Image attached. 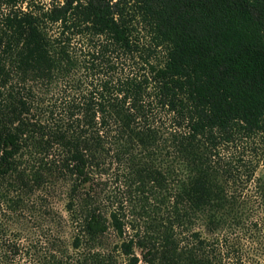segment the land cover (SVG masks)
<instances>
[{
    "label": "trees",
    "instance_id": "obj_1",
    "mask_svg": "<svg viewBox=\"0 0 264 264\" xmlns=\"http://www.w3.org/2000/svg\"><path fill=\"white\" fill-rule=\"evenodd\" d=\"M250 143L264 0H0V264H250Z\"/></svg>",
    "mask_w": 264,
    "mask_h": 264
},
{
    "label": "rangeland",
    "instance_id": "obj_2",
    "mask_svg": "<svg viewBox=\"0 0 264 264\" xmlns=\"http://www.w3.org/2000/svg\"><path fill=\"white\" fill-rule=\"evenodd\" d=\"M30 3L38 4L43 7H50L54 0H28ZM250 148H249V147ZM254 144H247L241 146V149H238L239 152H247V156L250 159L255 161V158H260L259 167L256 170L257 178H264V154L255 155L252 151ZM248 148V151L247 149ZM236 152V151H235ZM238 152V151H237ZM252 225L248 233V240L244 239L242 244H244L245 251L248 254L247 257H250V264H264V212L260 210V212H254ZM251 234V235H250ZM45 246V245H42ZM41 245L33 249L31 254H33V258L28 259L27 264H39L40 259L44 256L45 247ZM30 260V261H29Z\"/></svg>",
    "mask_w": 264,
    "mask_h": 264
}]
</instances>
